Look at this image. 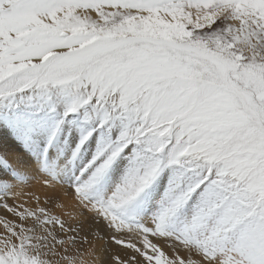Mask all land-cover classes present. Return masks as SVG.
<instances>
[{
	"label": "snow or ice",
	"instance_id": "6c2138e0",
	"mask_svg": "<svg viewBox=\"0 0 264 264\" xmlns=\"http://www.w3.org/2000/svg\"><path fill=\"white\" fill-rule=\"evenodd\" d=\"M0 208V264H264V0H0Z\"/></svg>",
	"mask_w": 264,
	"mask_h": 264
},
{
	"label": "bare ground",
	"instance_id": "6f19581e",
	"mask_svg": "<svg viewBox=\"0 0 264 264\" xmlns=\"http://www.w3.org/2000/svg\"><path fill=\"white\" fill-rule=\"evenodd\" d=\"M15 191L20 193V195L15 200L9 199L8 203L10 205L21 204V205H24L25 207L34 208L36 206V204H35V200L32 198V194L35 193L36 195H40L41 200H43V198H44L43 197V191L44 190L39 185H33V186H29V187H20V188H17ZM64 199L67 202L71 203V201L67 197H65ZM25 202H27V203H25ZM46 207H52V206L47 205ZM1 219L3 222L6 219L11 224L25 223V225L27 226V223H28V222L20 221L18 217L12 215L11 213L7 212L3 208H0V238H2L3 235L6 233V229L2 225L3 222L1 221ZM88 232H89V229L86 227L84 230V233H82V235L86 234ZM154 242H156L160 245L162 250L165 252L166 256H168L170 258L173 256L172 250L169 247H167L166 245H164V243L162 241H154ZM116 253L123 255L121 248H119L118 246L112 245L111 246V253H109V255L116 254ZM180 255L187 258V253L184 251H181Z\"/></svg>",
	"mask_w": 264,
	"mask_h": 264
},
{
	"label": "rangeland",
	"instance_id": "374dc122",
	"mask_svg": "<svg viewBox=\"0 0 264 264\" xmlns=\"http://www.w3.org/2000/svg\"><path fill=\"white\" fill-rule=\"evenodd\" d=\"M3 220H4V219H3ZM5 220H6V219H5ZM5 220H4V222H3L2 219H1V221L3 222V223H2L3 226H4V224H5L6 222H9V221H7V220L5 221ZM17 230H18V229H17ZM6 234H7V233H5L3 236H5Z\"/></svg>",
	"mask_w": 264,
	"mask_h": 264
}]
</instances>
